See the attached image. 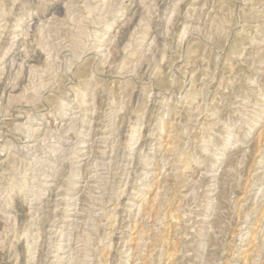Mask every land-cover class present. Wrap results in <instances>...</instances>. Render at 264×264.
<instances>
[{
  "label": "rangeland",
  "instance_id": "374dc122",
  "mask_svg": "<svg viewBox=\"0 0 264 264\" xmlns=\"http://www.w3.org/2000/svg\"><path fill=\"white\" fill-rule=\"evenodd\" d=\"M53 263L264 264V0H0V264Z\"/></svg>",
  "mask_w": 264,
  "mask_h": 264
},
{
  "label": "bare ground",
  "instance_id": "6f19581e",
  "mask_svg": "<svg viewBox=\"0 0 264 264\" xmlns=\"http://www.w3.org/2000/svg\"><path fill=\"white\" fill-rule=\"evenodd\" d=\"M89 1V0H88ZM66 27V26H65ZM69 29V28H68ZM67 31V30H66ZM72 31V30H71ZM57 35V34H56ZM59 36V35H58ZM64 39V38H63ZM67 39V38H66ZM56 41V40H55ZM63 42V41H62ZM66 42V41H65ZM59 46V45H58ZM65 46V45H64ZM100 49V48H99ZM68 50V49H67ZM61 52V51H60ZM34 57V56H33ZM79 104V103H78ZM75 123V122H74ZM43 129V128H42ZM41 129V130H42ZM57 130V129H56ZM106 130V129H105ZM47 131H49V130H47ZM54 132V131H53ZM46 133V132H45ZM89 133V132H88ZM91 133V132H90ZM89 133V134H90ZM93 133V132H92ZM39 134V133H38ZM34 139V138H33ZM32 139V140H33ZM55 139V138H54ZM59 139V138H58ZM29 140V139H28ZM62 140V139H61ZM132 140V139H131ZM106 143V142H105ZM48 144V143H47ZM85 145V144H84ZM82 146V145H81ZM32 147V146H31ZM49 149V148H48ZM52 151V150H51ZM62 151V150H61ZM54 154V153H53ZM62 154V153H61ZM70 155V154H69ZM60 156V155H59ZM72 157V156H71ZM75 157V156H74ZM105 157V156H104ZM61 158V157H60ZM78 159V158H77ZM59 160V159H58ZM63 163V162H62ZM68 163V162H67ZM61 164V163H60ZM55 166V165H54ZM68 166H70V165H68ZM99 168V167H98ZM49 175H50V173H49ZM97 175V174H96ZM33 176V175H32ZM47 176V175H46ZM131 176H133V175H131ZM95 182V181H94ZM46 185V184H45ZM38 186V185H37ZM70 196V195H69ZM71 202H72V200H71ZM36 208V207H35ZM64 208V207H63ZM72 208V207H71ZM70 208V209H71ZM74 208V207H73ZM67 209V208H66ZM42 210V209H41ZM54 210V209H53ZM52 211V210H51ZM78 212V211H77ZM55 213V212H54ZM43 215V214H42ZM32 216V215H31ZM56 216V215H55ZM77 216H79V215H77ZM88 217H89V215H88ZM43 218V217H42ZM82 218V217H81ZM37 219V218H36ZM39 222V221H38ZM52 222H53V220H52ZM81 223V222H80ZM55 224V223H54ZM50 225V224H49ZM34 229V228H33ZM68 229H69V227H68ZM27 230V229H26ZM45 232V231H44ZM47 232V231H46ZM36 233V232H35ZM40 233V232H39ZM55 237V236H54ZM54 237H53V239H54ZM63 237V236H62ZM65 238V237H64ZM33 239V238H32ZM68 239H70V238H68ZM55 241H57V240H55ZM62 241V240H61ZM63 242V241H62ZM65 244H67V243H65ZM52 247V246H51ZM68 248V247H67ZM56 250V249H55ZM54 250V251H55ZM68 250V249H67ZM64 251V250H63ZM70 257V256H69ZM62 258V257H61ZM53 259V258H52ZM28 261V260H27ZM37 261V260H36ZM54 264V263H53ZM60 264V263H59Z\"/></svg>",
  "mask_w": 264,
  "mask_h": 264
}]
</instances>
